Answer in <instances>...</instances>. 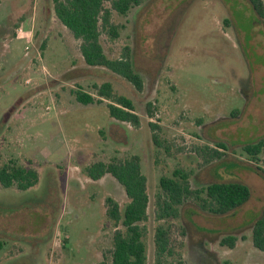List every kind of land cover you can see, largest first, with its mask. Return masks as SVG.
Masks as SVG:
<instances>
[{
	"label": "rangeland",
	"instance_id": "374dc122",
	"mask_svg": "<svg viewBox=\"0 0 264 264\" xmlns=\"http://www.w3.org/2000/svg\"><path fill=\"white\" fill-rule=\"evenodd\" d=\"M112 21L120 37L104 33L105 51L118 59L130 49L142 93L84 63L53 0H0V164L15 161L40 176L25 192L0 187V264L101 261L115 232L106 200L122 209L129 200L115 179L93 181L86 169L131 156L141 158L148 179V264H156L155 233L163 224L172 246L166 264H264L252 238L264 211V152L255 163L242 150L264 138V16L249 0H144L127 16L113 12ZM105 83L134 101L139 128L112 119L107 101H77V92L99 99L95 86ZM149 103L152 119L144 112ZM150 123L160 127L164 147L154 143ZM217 144L225 157L205 164L200 150ZM178 169L191 174L193 188L248 185L251 200L225 217L188 203L177 219L159 221L160 178Z\"/></svg>",
	"mask_w": 264,
	"mask_h": 264
},
{
	"label": "trees",
	"instance_id": "16d2710c",
	"mask_svg": "<svg viewBox=\"0 0 264 264\" xmlns=\"http://www.w3.org/2000/svg\"><path fill=\"white\" fill-rule=\"evenodd\" d=\"M56 16L80 42V52L83 61L90 67L105 68L131 83L142 93L145 88L143 76L136 70L132 53L125 48L122 56L113 59L108 56L102 43L103 34L112 39L120 37L122 27L113 23V12L127 16L129 12L142 5L144 0H110L111 6L106 7L108 0H53ZM256 13L264 16V0H249ZM96 96L77 92L76 99L82 105H90L107 101V107L112 119L128 123L135 128L141 125V117L133 100L118 95L113 86L105 83L95 86ZM156 107L149 103L145 115L153 118ZM153 141L159 147H164L158 140L156 131L160 127L150 123ZM217 149L204 147L200 150L205 164L225 157L223 144H217ZM243 152L253 162H259L264 152V138L257 143L246 145ZM226 151V150H225ZM93 181L110 176L125 190L129 202L122 209L120 204L109 197L106 200V216L113 223L115 232L112 237V247L96 264H148V247L146 243L150 198L148 194V179L142 172L141 158L131 156L125 160L118 158L110 162H97L86 169ZM40 182L37 170L27 168L18 162L10 161L0 164V187L4 189L18 188L28 191ZM252 197L251 188L240 182H217L193 188L191 174L180 169L175 170L171 177L162 176L159 182V193L156 199L157 218L159 221L177 219L180 208L188 203H194L206 215L225 217L236 214L239 209L248 204ZM254 246L264 251V211L252 228ZM233 237L225 238V244L234 246ZM4 243L0 241V252ZM171 233L165 225H159L155 233L156 264H166L171 254Z\"/></svg>",
	"mask_w": 264,
	"mask_h": 264
},
{
	"label": "built area",
	"instance_id": "2783aa9c",
	"mask_svg": "<svg viewBox=\"0 0 264 264\" xmlns=\"http://www.w3.org/2000/svg\"><path fill=\"white\" fill-rule=\"evenodd\" d=\"M18 34L21 35L22 34V29L18 30ZM28 49V48H27Z\"/></svg>",
	"mask_w": 264,
	"mask_h": 264
}]
</instances>
